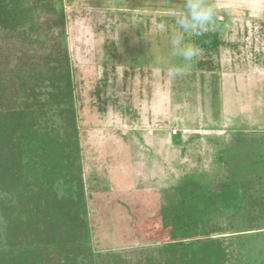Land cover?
Listing matches in <instances>:
<instances>
[{
  "label": "trees",
  "instance_id": "trees-1",
  "mask_svg": "<svg viewBox=\"0 0 264 264\" xmlns=\"http://www.w3.org/2000/svg\"><path fill=\"white\" fill-rule=\"evenodd\" d=\"M67 20L65 0H0V264H264V154L232 179L186 181L152 215L104 196L113 185L81 144ZM115 214L117 247L100 232Z\"/></svg>",
  "mask_w": 264,
  "mask_h": 264
},
{
  "label": "rangeland",
  "instance_id": "rangeland-1",
  "mask_svg": "<svg viewBox=\"0 0 264 264\" xmlns=\"http://www.w3.org/2000/svg\"><path fill=\"white\" fill-rule=\"evenodd\" d=\"M175 2L65 0L87 168L102 186L112 183L104 196H120L139 214L170 203L186 181L232 179L251 154H264V0H205L216 12L215 27L186 34L199 55L184 75L169 78L167 68L181 63L170 56L175 26L168 9ZM104 4L115 10L102 16ZM127 6L137 11L129 15ZM101 219L102 237L118 244L105 225L121 222L119 214ZM253 247L264 252V235Z\"/></svg>",
  "mask_w": 264,
  "mask_h": 264
},
{
  "label": "clouds",
  "instance_id": "clouds-1",
  "mask_svg": "<svg viewBox=\"0 0 264 264\" xmlns=\"http://www.w3.org/2000/svg\"><path fill=\"white\" fill-rule=\"evenodd\" d=\"M114 10L113 6L104 4L98 11L102 16H107ZM122 10L129 15L137 11L130 10L129 6ZM168 15L175 26L170 32V56L178 58L181 63L169 66L167 75L169 78H176L184 75L188 64L193 62L200 52L194 44L186 42V34L200 36L212 30L216 24V12L205 0H176L168 9Z\"/></svg>",
  "mask_w": 264,
  "mask_h": 264
},
{
  "label": "crops",
  "instance_id": "crops-1",
  "mask_svg": "<svg viewBox=\"0 0 264 264\" xmlns=\"http://www.w3.org/2000/svg\"><path fill=\"white\" fill-rule=\"evenodd\" d=\"M128 193V192H127Z\"/></svg>",
  "mask_w": 264,
  "mask_h": 264
}]
</instances>
